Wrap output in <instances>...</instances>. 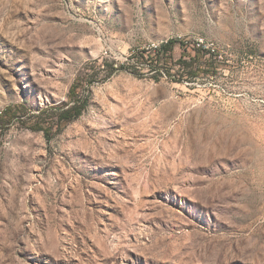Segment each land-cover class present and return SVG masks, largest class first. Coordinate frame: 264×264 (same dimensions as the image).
<instances>
[{
    "label": "rangeland",
    "instance_id": "rangeland-1",
    "mask_svg": "<svg viewBox=\"0 0 264 264\" xmlns=\"http://www.w3.org/2000/svg\"><path fill=\"white\" fill-rule=\"evenodd\" d=\"M0 264H264V0H0Z\"/></svg>",
    "mask_w": 264,
    "mask_h": 264
},
{
    "label": "trees",
    "instance_id": "trees-1",
    "mask_svg": "<svg viewBox=\"0 0 264 264\" xmlns=\"http://www.w3.org/2000/svg\"><path fill=\"white\" fill-rule=\"evenodd\" d=\"M171 44H173V43H171ZM166 45H164L162 48H164L166 51L168 50V48H169V46L168 47H166ZM197 61H199V60H197V59H194L192 62H194V63H197ZM187 65H185L186 67L187 66H191L189 63H186ZM193 66V65H192ZM198 72H200V69L199 68H196V70L195 71H191V77H193V78H197L198 77ZM69 114V116H67ZM72 114H74L73 116H72ZM80 113H78V109L76 108V107H74L73 109H71V110H69V111H67L66 112V114L64 115V117H62V119L63 120H71V119H75V118H77V116L79 115Z\"/></svg>",
    "mask_w": 264,
    "mask_h": 264
},
{
    "label": "built area",
    "instance_id": "built-area-1",
    "mask_svg": "<svg viewBox=\"0 0 264 264\" xmlns=\"http://www.w3.org/2000/svg\"><path fill=\"white\" fill-rule=\"evenodd\" d=\"M203 45V47L204 48H206L207 50H212L213 52H215V50L214 49H212L213 48V45H204L203 43H198V46L199 47H201ZM159 49V47H156V49H155V51L156 50H158ZM150 60L151 59H144L143 61H144V63H141V64H138V67H139V70H142V67H147L148 69H152L154 66L153 65H151V64H153L152 62L153 61H151V63H149L150 62ZM146 61V62H145Z\"/></svg>",
    "mask_w": 264,
    "mask_h": 264
}]
</instances>
